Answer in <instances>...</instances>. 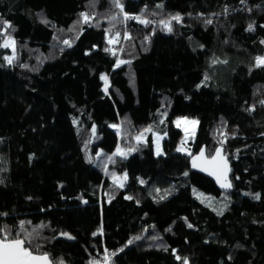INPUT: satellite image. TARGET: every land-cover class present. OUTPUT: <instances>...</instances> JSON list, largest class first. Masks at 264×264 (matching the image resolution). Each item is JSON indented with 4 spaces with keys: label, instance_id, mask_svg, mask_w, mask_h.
I'll return each mask as SVG.
<instances>
[{
    "label": "trees",
    "instance_id": "16d2710c",
    "mask_svg": "<svg viewBox=\"0 0 264 264\" xmlns=\"http://www.w3.org/2000/svg\"><path fill=\"white\" fill-rule=\"evenodd\" d=\"M122 3L131 16L146 9L152 23L123 21L112 0H0V24L15 29L0 27V45L9 35L16 41L11 65L4 57L12 48L0 47V213H8L0 226L15 234L30 221L34 244L65 264H90L105 250L115 253L109 264H182L176 255L189 264H264V67H255L264 56V0ZM82 12L94 17L90 25H77ZM177 13L183 20L169 33L159 21ZM117 32L114 56L104 49ZM118 59L129 63L116 67ZM62 110L68 122L58 120ZM179 116L199 122L192 155L224 141L232 191H220L176 150ZM149 126L138 145L134 137ZM157 131L166 133L162 155ZM118 145L138 150L113 163L107 158ZM113 172L127 173L123 188ZM135 236L143 238L128 245Z\"/></svg>",
    "mask_w": 264,
    "mask_h": 264
},
{
    "label": "snow or ice",
    "instance_id": "6c2138e0",
    "mask_svg": "<svg viewBox=\"0 0 264 264\" xmlns=\"http://www.w3.org/2000/svg\"><path fill=\"white\" fill-rule=\"evenodd\" d=\"M247 0H240L241 4H245ZM95 0H93V6H94ZM112 5L114 8L119 9V13L117 15H123V21H127L130 19L137 20L139 23L147 26L148 24L152 23L151 20L144 18V11L142 10L141 15L139 16H131L128 13L124 12V5L122 3V0H112ZM157 8L162 9L164 5L157 4ZM259 7V6H257ZM248 11H252L251 8L247 9ZM224 12H228V8L225 7ZM152 15H156L155 12L152 13ZM81 19L77 21V25L83 23V24H91L92 19L94 18L89 13L82 12L80 14ZM110 20H115L116 16L109 17ZM183 17L180 14L170 15L168 19H161L159 23L163 25L164 29L171 33L173 31L172 27V21H175L177 23L182 22ZM121 21V22H123ZM47 23V21H44ZM213 21L211 19H207L205 23L211 24ZM0 27H2L5 31L11 29V31H15V29L12 27L10 22L3 21L2 24H0ZM75 27V26H74ZM264 27V25H262ZM82 30V29H81ZM248 31H254L255 30V22L250 23L247 26ZM71 31V29H70ZM107 32H110L111 29H107ZM120 36V33L117 32L115 34V37L108 39V44L112 45L113 43H118V37ZM79 37L77 36V39ZM125 39H130L131 37L128 35L127 32H125L124 35ZM145 39H148L147 37ZM261 43H264V41H261ZM64 45H67L71 47V42L69 40L63 41ZM16 41L9 35L6 39H4L3 44L0 45V47L3 48H12L13 54L11 56H5L4 59L8 62L9 65L13 63V61L16 59V49H15ZM104 51L110 52L112 55H116V51L113 50L111 47L105 48ZM122 51V49H121ZM227 63V61H219L214 60L213 63ZM124 63H129L128 61L123 60H117L116 67H120ZM23 67H27L26 65H23ZM255 67H264V56H257L255 57ZM103 81H105V93L108 91V77L107 75H101L100 77ZM209 77L205 75L204 80L207 81ZM259 103L261 105H264V99L260 100ZM254 105L247 109L248 111L254 110ZM162 115H166V113H162ZM77 121L74 120V123ZM160 123H164L163 120L160 121ZM177 127H181L182 125H191L192 128L189 129L188 127H184V131L186 134V139L188 136H194L195 135V126L199 123L197 120H190L188 117H182L175 121ZM110 127L117 129V133L119 134L120 126L113 124L110 125ZM152 127L149 126L148 128L143 129L141 132H139L134 139L136 140L137 144L139 145L144 141V133L145 132H151ZM93 134H95V127L92 129ZM166 134V133H165ZM163 137L156 135L155 136V144H156V154L161 155L160 150V143L159 141ZM182 142L181 146L177 148L178 152L187 151L183 144L186 142ZM224 141H220L221 147H217L214 152L210 153L209 155H205V149L201 148L198 155H192L190 152H188V155L192 157V166L194 168H199L201 171H208L209 175H214L216 177L217 183L220 185L221 188L227 190L232 188V182L229 179V173L231 172V168L229 167V161L227 156L224 154L222 145ZM138 148L136 146L129 147L127 149L121 148L119 145L117 146L116 151L112 154V156H109L107 159L114 163L113 157L114 156H120L121 158H127V156L137 151ZM97 157L101 155V153L96 154ZM89 163H92L93 160L91 157H89ZM184 175H187L185 172ZM238 178V177H237ZM112 179L113 183L116 184L118 187L123 188L125 186V182L128 179L127 173L125 172L123 176H117L115 172L112 173ZM141 184L146 183L144 180H139ZM0 183H3V180H0ZM156 192H159L160 189H155ZM195 192V190H194ZM169 193V190H165V195L160 196V199H165L166 195ZM245 195H252L254 199L259 200L261 198L259 193L251 194V193H245ZM203 194L200 193L198 195L199 197H202ZM126 199H132L131 196L125 197ZM31 199V197H29ZM207 199V198H206ZM86 203V201H85ZM227 207V205H225ZM223 208L220 209L217 214L222 215L223 214ZM8 213H0V216H7ZM30 221H20L19 224V230L13 234L12 229L8 225L0 226V264H65V261L60 258L58 260L53 259L51 257V254L47 251H42L41 246L34 244V240L36 239V229H33V231H29L27 227H25L26 224H30ZM40 228L45 227V225H40ZM188 227L191 228L192 225L188 224ZM170 231V229H168ZM97 233H93L95 236ZM102 234V229H101ZM60 236H63L67 239H75V237L71 236L67 232H61ZM142 236H135L132 239H130L127 244L130 245L134 241L142 239ZM151 239L153 241L157 239H162L158 236H152ZM127 247V245H125ZM124 249L121 248L119 251H123ZM164 250L167 251V247H164ZM173 253L175 254V249H173ZM115 255V253H113ZM176 260L182 261V264H189V260L187 257H181L179 255L175 256ZM104 261L106 264L109 262V255L107 253V250H105V256ZM90 264H99V261H90Z\"/></svg>",
    "mask_w": 264,
    "mask_h": 264
},
{
    "label": "rangeland",
    "instance_id": "374dc122",
    "mask_svg": "<svg viewBox=\"0 0 264 264\" xmlns=\"http://www.w3.org/2000/svg\"><path fill=\"white\" fill-rule=\"evenodd\" d=\"M12 54H13V49H12ZM12 54H11V55H12ZM182 117H183V116H179V117H176V118L173 120V123H174L175 126H176L175 121H176L177 119H179V118H182ZM189 119H190V120H196V119H193V118H189ZM58 120H59V121H63V122H68V121H69L68 118H67V115L64 113L63 110L60 112V114H59V116H58ZM185 126L188 127L189 129L192 128L191 125H182L181 127H178V128H180V129L184 132V138H183V140L180 142V144L177 146V148L180 147L181 144H182V142L185 141V139H186V134H185V131H184V127H185ZM197 126H198V124L195 126V135H196V131H197ZM176 127H177V126H176ZM156 135H159V136L163 137V138L159 141V143H160V150H161V153L164 154L165 151H164V148H163V140H164L166 134H165L164 131H157V132H155V135H154V151H155V153H156V144H155V136H156ZM195 135H194V136H188V137H187L186 142L183 144V147H184L187 151H182V153H185V154H188V152L191 153V149L189 148V146H190V141H193V139L195 138ZM177 148H176V150H177ZM162 154H161V155H162ZM156 155H157V154H156Z\"/></svg>",
    "mask_w": 264,
    "mask_h": 264
},
{
    "label": "water",
    "instance_id": "95a60500",
    "mask_svg": "<svg viewBox=\"0 0 264 264\" xmlns=\"http://www.w3.org/2000/svg\"><path fill=\"white\" fill-rule=\"evenodd\" d=\"M204 149H205V147H203ZM223 148V147H222ZM223 151H224V154H225V150H224V148H223ZM200 152V151H199ZM199 152H197V153H195V154H193V155H198L199 154ZM205 155L207 156L208 154H207V152H206V149H205ZM226 155V154H225ZM227 156V155H226ZM227 158H228V156H227ZM228 161H229V167L231 168V172L229 173V179L231 180V182H232V188L231 189H227V190H225V189H223V188H221L220 187V185L217 183V180H216V177L214 176V175H209V173H208V171H201L199 168H194L193 166H192V157H191V160H190V163H191V169L193 170V171H195V172H198V173H200V174H203V175H205L206 177H208V178H210L211 180H213L214 181V183L216 184V186H217V188L220 190V191H223V192H229V191H232L233 190V181H232V164H231V161L229 160V158H228Z\"/></svg>",
    "mask_w": 264,
    "mask_h": 264
},
{
    "label": "built area",
    "instance_id": "2783aa9c",
    "mask_svg": "<svg viewBox=\"0 0 264 264\" xmlns=\"http://www.w3.org/2000/svg\"><path fill=\"white\" fill-rule=\"evenodd\" d=\"M113 37H115V36H113ZM112 37V38H113ZM118 40H119V42L118 43H113L112 45H110V47L113 49V50H115V51H117V50H119V48H120V45L122 44V37H118ZM107 253H108V255H109V260H110V258H112L114 255H113V252L112 251H109V250H107ZM104 256H105V254L98 260L99 261V264H106V262L104 261ZM108 264H109V262H108Z\"/></svg>",
    "mask_w": 264,
    "mask_h": 264
}]
</instances>
